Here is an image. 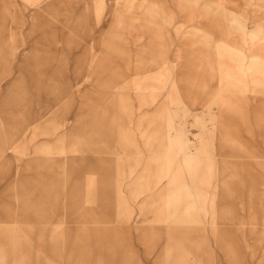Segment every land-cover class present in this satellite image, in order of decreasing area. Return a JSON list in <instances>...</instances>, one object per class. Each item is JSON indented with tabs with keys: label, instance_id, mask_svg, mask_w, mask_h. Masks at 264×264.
Instances as JSON below:
<instances>
[{
	"label": "rangeland",
	"instance_id": "374dc122",
	"mask_svg": "<svg viewBox=\"0 0 264 264\" xmlns=\"http://www.w3.org/2000/svg\"><path fill=\"white\" fill-rule=\"evenodd\" d=\"M0 264H264V0H0Z\"/></svg>",
	"mask_w": 264,
	"mask_h": 264
},
{
	"label": "bare ground",
	"instance_id": "6f19581e",
	"mask_svg": "<svg viewBox=\"0 0 264 264\" xmlns=\"http://www.w3.org/2000/svg\"><path fill=\"white\" fill-rule=\"evenodd\" d=\"M181 147H182V146H181ZM179 152H181V151H179ZM184 153H185V152H184ZM190 154L193 155V153H192L191 151H190ZM191 158H192V157H191Z\"/></svg>",
	"mask_w": 264,
	"mask_h": 264
}]
</instances>
